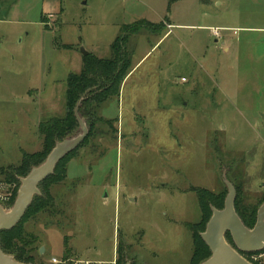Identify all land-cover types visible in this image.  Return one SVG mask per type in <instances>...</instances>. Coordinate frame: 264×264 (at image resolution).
<instances>
[{"label":"rangeland","instance_id":"obj_1","mask_svg":"<svg viewBox=\"0 0 264 264\" xmlns=\"http://www.w3.org/2000/svg\"><path fill=\"white\" fill-rule=\"evenodd\" d=\"M81 1L62 0L61 20L43 17L47 29L34 12L26 23L0 25V180L23 151L42 149L41 136L28 144L16 134L30 132V103L46 118L64 114L80 46L88 51L97 40L98 54L109 57L111 23L148 19L151 29L129 35L130 71L118 96L96 113L116 118L112 128L94 122L87 141L60 164L64 179L49 185L51 206L22 224L37 235L32 255L39 264L64 252L111 261L119 244L124 264H186L192 233L200 235L217 208L208 203L202 222L195 189L218 196L221 208L225 182L239 206L257 211L264 201V0H177L168 12L169 0ZM89 17L106 21V33ZM18 31L29 34L21 40ZM66 42L74 43L77 62ZM79 131L77 124L64 138ZM22 177L8 181L14 200ZM10 201L0 202L5 211ZM263 250L245 257L264 264Z\"/></svg>","mask_w":264,"mask_h":264},{"label":"trees","instance_id":"obj_2","mask_svg":"<svg viewBox=\"0 0 264 264\" xmlns=\"http://www.w3.org/2000/svg\"><path fill=\"white\" fill-rule=\"evenodd\" d=\"M174 1L176 0H169L168 9ZM43 19L42 16V22L44 21ZM153 26L154 24L147 19H139L133 23L121 24L119 34L110 44L111 54L109 57L101 58L92 52H88L86 55L82 56L80 71L78 73L70 72L66 78L64 114L62 116L51 115L39 122L37 131L42 138L41 151L32 153L23 151L19 164L14 167H8L10 171L9 174H6L5 180L11 181V175L14 174L25 176L31 167L40 164L47 155L46 153L48 150L52 147L54 141L63 139L67 133L72 132L77 126L78 122L75 115L76 109L88 127V134L81 144L87 141L90 137L94 122L97 119L103 121L105 125L112 128V122L116 120V118H100L96 114L97 110L104 101L111 97L118 96L120 83L126 76L127 72L130 71V58L126 50V43L129 35L137 32L141 28L147 27L151 29ZM62 47L72 49L73 44L64 43L62 44ZM64 157L56 164L53 173L40 182L38 185L40 194L34 195L22 219L19 220L14 227L0 231V248L4 253L12 255L16 261L28 264H39L36 263V260L32 255L34 250H39V248L34 246L38 240L37 235L24 230L22 221L26 216L36 215L51 206L50 203L52 196L49 192V185L59 183L64 179L65 175L60 166ZM195 191L197 193L199 206L200 208L202 207L203 222V220L208 218L206 215L207 209L204 211V207L207 208L208 203H211L218 209H221L222 201L218 196H213L207 190L202 188H197ZM13 200L14 197L9 202V205ZM234 206L242 222L247 227L251 228L254 224L257 211H255V209L244 207L243 205L239 206L237 200L235 201ZM226 239L232 244V239L229 233H226ZM259 251L261 250L255 252H241V254L245 257ZM120 252L121 244L117 246L116 264H124L120 257ZM209 255L210 250L202 240L199 232H197V234L193 232L192 253L187 264H199L201 261L209 257ZM66 257L67 255L65 258Z\"/></svg>","mask_w":264,"mask_h":264},{"label":"water","instance_id":"obj_3","mask_svg":"<svg viewBox=\"0 0 264 264\" xmlns=\"http://www.w3.org/2000/svg\"><path fill=\"white\" fill-rule=\"evenodd\" d=\"M79 50L83 56L88 53L83 46H80ZM75 115L79 124V133L56 142L45 159L40 164L31 167L29 172L20 178L16 198L8 211H5L0 205V231L8 230L19 222L34 195L39 194L38 185L40 182L52 174L56 164L86 138L88 127L78 115L77 109ZM225 183L228 193L224 205L221 209L212 208L205 230L200 233L202 240L210 250V255L199 264H254L246 259L241 252H255L264 248V201L257 209L254 226L249 228L236 212L234 186L230 182ZM226 233L230 234L234 245L227 241ZM43 252L44 247L41 246L39 253ZM0 264L25 263L16 261L0 248Z\"/></svg>","mask_w":264,"mask_h":264},{"label":"crops","instance_id":"obj_4","mask_svg":"<svg viewBox=\"0 0 264 264\" xmlns=\"http://www.w3.org/2000/svg\"><path fill=\"white\" fill-rule=\"evenodd\" d=\"M88 3H89V0L81 1V6L88 5ZM166 8H167V12H168L170 10V7L168 9V3L166 5ZM62 11H63L62 0H0V25L1 24H7V23H14V24L26 23L27 21H24L25 17L30 16V14L32 12H34L35 15L37 16V20H38V24L40 26V29L43 30V28L44 29H47V28L44 27V23L41 21V17L42 16L45 18L46 17H54V20L57 18L60 19L61 18L60 15L62 14ZM140 19H145V18H140ZM136 20H138V19H136ZM136 20H134V21H136ZM134 21H132L131 23H133ZM59 22L61 23V21H59ZM88 23L91 24L94 28H96V26L101 27V28H96V29H99L98 32H100L102 34L106 33L104 30L106 25H107L106 21L98 20L96 18L89 17ZM111 24L116 28V32H115L114 36L105 44L107 49H110V44L112 43L114 38L119 34L121 24H128V23L113 22ZM27 34H29V33L25 31L24 35H27ZM24 35L22 36L20 31H18L16 33V36H21V40L24 39ZM98 42L99 41L96 40L95 43H91L87 47H88V52H92L96 56L101 57L97 52L99 47H100ZM65 44H74V43L66 42ZM157 45H158V43H156L155 46H157ZM81 46H83V45H81ZM73 48L67 49L68 52L70 53L68 55H70V57H72V58H75V60L77 62V60H78L77 54L73 50ZM35 105H37V103H35ZM30 106L31 107L29 109H32L33 114L31 115L30 124H27L25 126V128H26L25 131H27V129H28V130H30V132H19V133L16 132L17 137L20 139L28 140L27 141L28 144H32L31 143L32 141H29L30 139H37L38 138V135H39L38 131L36 132V130L38 129V124L42 119H45L46 115H47V112L45 110L41 111V107L39 108L40 111L38 112L32 103H30ZM50 115H53V114H50ZM115 254L117 257V253H115ZM115 254L113 255L111 261L116 259ZM66 255H67L66 258H69V259L88 260V261H92V262H109V261L93 260V259H81V258H78L76 256H71L66 252H64L61 255V258H65ZM52 257H55V256H52ZM189 259H190V256H189ZM189 259H188V261H189Z\"/></svg>","mask_w":264,"mask_h":264},{"label":"built area","instance_id":"obj_5","mask_svg":"<svg viewBox=\"0 0 264 264\" xmlns=\"http://www.w3.org/2000/svg\"><path fill=\"white\" fill-rule=\"evenodd\" d=\"M212 33L214 36L218 35V29H212ZM14 189V184L8 181L0 180V202H8L12 198V192ZM51 264H116L115 260L109 262H92L88 260H79V259H69V258H50Z\"/></svg>","mask_w":264,"mask_h":264}]
</instances>
